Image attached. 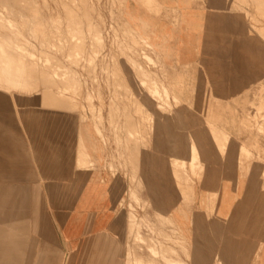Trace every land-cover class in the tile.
<instances>
[{
  "label": "rangeland",
  "instance_id": "1",
  "mask_svg": "<svg viewBox=\"0 0 264 264\" xmlns=\"http://www.w3.org/2000/svg\"><path fill=\"white\" fill-rule=\"evenodd\" d=\"M227 1L226 10L232 12L238 20L247 21L248 35L256 40L260 38L264 43V0ZM0 2V113L13 118L16 133H24L29 139L35 162L43 164V169L44 165L47 166L46 175L54 177V173L49 172L53 170L49 163L55 160L56 154H62L64 164L76 161L79 168L98 169L84 144L89 138L92 145L105 154L106 164L103 169L105 168L111 177L117 204L133 212L130 215L131 234L142 252H146L149 258L161 259L165 264H186L181 258L187 264H197V261L202 258L208 263L211 261H214V264L222 263L220 254L216 255V260L210 258L209 254H200L198 237L196 240L193 236H187V239L182 238L172 219L160 213L157 214L153 210L156 208L166 213L165 208L163 207V210L157 200L162 196L160 188L156 187V184L158 186L160 184L164 195L169 196L171 200L174 198L175 206H173L190 217L192 227L193 224L201 222H196L198 218H203L201 224L207 229L208 234L210 229L222 230L226 229L227 225L224 221L214 222L216 200L219 199L220 190L209 194L210 198H207L209 199L207 202L205 195L200 197L196 192L199 180L207 174V164L200 158L195 169L189 165L194 155L191 144L192 134L184 128L183 122L193 121L197 131L199 130L200 110L192 106L194 103H191L189 107L188 102L198 101L199 94L187 93L186 103L178 92L174 94V91H170L167 95L165 91V93L162 91L164 84L170 85L169 89L175 91L183 85L182 82L180 84L173 82L171 75L174 71L175 73L178 71L175 68L174 70L168 68L151 40L129 25L123 10L125 0H0ZM146 2L148 5L155 4L154 0H146ZM255 4L259 6H254ZM82 29L83 31L80 32ZM83 37L86 39H82ZM143 39L147 41V44ZM78 49L80 51H77ZM140 65L144 68L142 69ZM122 68H127L129 76L124 75ZM7 79L13 80H10L11 84ZM145 81L147 82L144 83ZM259 83L262 85L264 81ZM50 84L53 85L50 86ZM263 90L260 91L259 97L254 94L253 100L247 101L246 107L240 108V114L243 119L245 118L243 123L232 127V132L228 131L231 136L237 134V136L248 138L232 140L222 135L223 138L218 139V135L214 133L216 132L214 126L209 123L206 125L207 133L214 135L215 139L206 143L213 150V154L216 152L217 164L225 170L226 176L237 178L255 175L258 179L264 177V109L260 110L258 107L256 109L255 106L264 102ZM174 96H177L180 102L176 101ZM160 108L163 111L158 112ZM203 121L206 122L204 114ZM162 123L173 130V140L161 139L160 124ZM201 127L205 130L204 125ZM243 145L247 147V150L240 148ZM152 154H156L157 159L164 157L166 164H169L171 181L167 176L158 177L157 174L156 176L152 174L149 161ZM182 157H185L187 161L185 171L181 164L179 167L177 163ZM175 166H178L177 169ZM176 170L180 172L176 173ZM186 173L188 176H185ZM182 174L186 178L182 179L183 176H180ZM176 197H181L182 200L179 201ZM150 201L154 203L150 204ZM146 215L149 221L139 218V216L145 218ZM136 223L147 225L149 232L145 234L146 236L139 234L140 226ZM151 223H155L153 225L155 228L170 230V236L164 235L165 233L160 236L161 241L164 242L162 247L160 241L152 236L154 229ZM233 223V227L243 234L235 238L240 250L242 249L239 262L264 264V220L260 222L241 220ZM250 229L251 231L254 229V235ZM150 237L154 239L155 246ZM150 241L152 246L148 244ZM165 243L171 244L177 251L167 247ZM132 254H134L132 264H151L149 259L137 257L135 250Z\"/></svg>",
  "mask_w": 264,
  "mask_h": 264
},
{
  "label": "crops",
  "instance_id": "2",
  "mask_svg": "<svg viewBox=\"0 0 264 264\" xmlns=\"http://www.w3.org/2000/svg\"><path fill=\"white\" fill-rule=\"evenodd\" d=\"M154 1L148 5L146 0H125L124 15L132 28L151 40L168 68L178 71L171 76L173 82L183 83L175 91L184 93L183 101L187 103V93L199 94L198 101H188L189 107L194 103L192 106L200 110L199 130L195 122H183L207 162V174L199 180L196 192L200 197L205 195L207 202L208 194L220 190L214 222L227 225L222 230L210 229L208 234L201 224L203 218H198L196 222H201L192 227L190 217L174 207V198L165 196L160 184H156L162 193L158 204L168 213L153 210L172 219L182 238L198 237L200 254H209L215 260L220 254V264H241L242 249L235 238L243 234L233 222L264 220V177L226 176L217 164L216 152L213 154L206 143L215 140L206 125L214 126L218 139L221 135L232 140L248 138L231 136L228 131L243 123L240 108L264 89V83H259L264 81V43L248 35L247 21L238 20L226 10L227 0ZM127 71L123 69L125 76H129ZM165 87L169 89V85ZM160 126L161 139L173 140V130L163 123ZM84 144L98 169L79 168L76 161L64 164L62 154H56L49 163L54 177H48L47 166L43 169V164L35 162L29 139L24 133H16L13 118L0 113V264H64L67 258L68 264H128V253L134 250L137 257L144 256L151 264H165L149 258L135 244L130 227L133 212L116 202L111 177L103 169L105 154L89 138ZM155 155L149 159L152 174L167 176L171 181L169 164ZM139 218L149 221L148 215ZM155 223H151L152 236L163 242L160 236H170V230L155 228ZM251 232L254 235V229ZM197 264L214 261L208 263L202 258Z\"/></svg>",
  "mask_w": 264,
  "mask_h": 264
},
{
  "label": "bare ground",
  "instance_id": "3",
  "mask_svg": "<svg viewBox=\"0 0 264 264\" xmlns=\"http://www.w3.org/2000/svg\"><path fill=\"white\" fill-rule=\"evenodd\" d=\"M4 1H5V0H4ZM7 1H8V0H7ZM13 1H14V0H13ZM72 1H73V0H72ZM75 1H77V0H75ZM257 1L259 2L260 0H257ZM15 2H17V1H15ZM36 2H37V1H36ZM99 2H100V1H99ZM0 3H1V2H0ZM3 3H4V2H3ZM5 3H6V2H5ZM33 3H34V2H33ZM71 3H72V2H71ZM74 3H75V2H74ZM74 3H73V4H74ZM246 3H247V2H246ZM252 3H253V2H252ZM8 4H9V3H8ZM31 4H32V1H31ZM31 4H30V5H31ZM62 4H63V3H62ZM65 4H66V3H65ZM35 5H37V4H35ZM81 5H82V4H81ZM83 5H84V3H83ZM245 5H246V4H245ZM11 6H12V4H11ZM14 6H17V5H14ZM19 6H21V4H20ZM59 6H60V5H59ZM62 6H63V5H62ZM254 6H257V7H258L259 5H258V4H257V5L255 4ZM64 7H65V6H64ZM68 7H69V6H68ZM68 7H67V8H68ZM74 7H75V6H74ZM257 7H255V9H256ZM10 8H11V7H10ZM104 8H105V7H104ZM19 9H20V8H19ZM34 9H35V8H34ZM91 9H92V8H91ZM188 9H189V8H188ZM10 10H11V9H10ZM68 10H69V9H68ZM78 10H79V9H78ZM21 11H22V10H21ZM66 11H67V10H66ZM66 11H65V12H66ZM84 11H85V10H84ZM86 11H87V9H86ZM215 11H216V10H215ZM256 11H257V13H258V10H257V9H256ZM70 12H73V11H70ZM262 12H263V11L261 10V13H262ZM74 13H75V11H74ZM89 13H90V12H89ZM236 13H237V12H236ZM259 13H260V11H259ZM263 13H264V12H263ZM263 13H262V14H263ZM75 14H76V13H75ZM249 14H250V13H249ZM252 14H253V13H252ZM58 15H59V14H58ZM113 15H114V14H113ZM0 16H1V15H0ZM3 16H4V15H3ZM66 16H67V15H66ZM69 16H70V15H69ZM71 16H72V14H71ZM75 16H76V15H75ZM78 16H79V15H78ZM247 16H248V15H247ZM250 16H251V15H250ZM263 16H264V15H263ZM58 17H59V16H58ZM79 17H80V16H79ZM254 17H255V16H254ZM2 18H3V17H2ZM21 18H22V17H21ZM73 18H74V17H73ZM250 18H251V17H250ZM5 19H6V18H5ZM65 19H66V18H65ZM252 19H253V20H256L255 18H252ZM68 20H69V19H68ZM121 20H122V19H121ZM70 21H71V20H70ZM82 21H83V20H82ZM90 21H91V20H90ZM111 21H112V20H111ZM0 22H1V21H0ZM9 22H10V21H9ZM26 22H27V20H26ZM67 22H68V21H67ZM88 22H89V21H88ZM94 22H95V21H94ZM59 23H62V22H59ZM70 23L72 24V22H70ZM83 23H84V22H83ZM86 23H87V22H86ZM255 23H257V21H256ZM0 24H1V23H0ZM2 24H4V23H2ZM77 24H78V23H77ZM79 24H81V23H79ZM87 24H88V23H87ZM91 24H92V23H91ZM95 24H96V22H95ZM118 24H119V23H118ZM122 24H123V23H122ZM260 24H261V23H260ZM8 25H9V24H8ZM13 25H14V23H13ZM26 25H27V24H26ZM74 25H75V24H74ZM5 26H6V25H4V27H5ZM14 26H15V25H14ZM40 26H41V25H40ZM79 26H80V25H79ZM94 26H95V25H94ZM251 26L253 27V25H251ZM255 26H256V25H255ZM258 26H259V24H258ZM6 27H7V26H6ZM6 27H5V28H6ZM41 27H42V26H41ZM73 27H74V26H73ZM77 27H78V26H77ZM122 27H123V26H122ZM224 27H225V26H224ZM7 28H8V27H7ZM14 28H16V27H14ZM30 28H31V27H30ZM75 28H76V27H75ZM83 28H84V27H83ZM87 28H88V27H87ZM90 28H91V26H90ZM95 28H96V27H95ZM253 28H254V27H253ZM45 29H46V28H45ZM54 29H55V28H54ZM88 29H89V28H88ZM88 29H87V30H88ZM229 29H230V28H229ZM233 29H234V28H233ZM239 29H240V28H239ZM254 29H255V28H254ZM256 29H257V26H256ZM261 29H262V27H261ZM263 29H264V28H263ZM7 30H10V29H7ZM92 30H93V28H92ZM223 30H224V29H223ZM258 30H260V28H259ZM68 31H69V30H68ZM82 31H83V29H82L80 32H82ZM228 31H229V30H228ZM256 31H257V30H256ZM263 31H264V30H263ZM90 32H91V31H90ZM14 33H16V32H14ZM68 33H69V32H68ZM76 33H78L77 30H76ZM84 33H85V32H84ZM84 33H83V34H84ZM87 33L90 34L89 32H87ZM92 33H93V32H92ZM96 33H97V32H96ZM96 33H95V34H96ZM123 33H125V32H123ZM132 33H133V32H132ZM21 34H22V33H21ZM31 34H32V33H31ZM72 34H73V33H72ZM93 34H94V33H93ZM127 34H128V33H127ZM239 34H240V33H239ZM1 35H2V34H1ZM13 35H14V34H13ZM100 35H101V34H100ZM102 35H103V34H102ZM241 35H242V34H241ZM15 36H17V35H15ZM20 36H21V35H20ZM20 36H19V37H20ZM22 36H23V35H22ZM76 36H78V35H76ZM76 36H75V37H76ZM79 36H81V35H79ZM82 36H83V35H82ZM94 36H95V35H94ZM139 36H140V35H139ZM254 36H255V35H254ZM135 37H136V36H135ZM21 38H22V37H21ZM23 38H24V37H23ZM30 38H31V37H30ZM71 38H72V37H71ZM80 38H81V37H79V39H80ZM33 39H34V38H33ZM76 39H77V38H76ZM82 39H86V38L83 37ZM82 39H81V40H82ZM100 39H101V38H100ZM100 39H99V40H100ZM235 39H236V38H235ZM5 40H6V39H5ZM71 40H72V39H71ZM90 40H91V39H90ZM143 40H144V39H143ZM9 41H10V40H9ZM1 42H2V41H1ZM4 42H5V41H4ZM12 42H13V41H12ZM73 42H74V41H73ZM77 42H78V40H77ZM82 42H83V41H82ZM85 42H86V41H85ZM85 42H84V43H85ZM97 42H98V41H97ZM100 42H101V41H100ZM100 42H99V43H100ZM145 42H146V44H147V41L144 40V43H145ZM7 43H9V42H7ZM7 43H6V44H7ZM13 43H14V42H13ZM13 43H12V44H13ZM41 43H42V42H41ZM84 43H82V45H83ZM240 43H241V42H240ZM42 44H43V43H42ZM42 44H41V45H42ZM1 45H2V44H1ZM3 45H4V43H3ZM3 45H2V46H3ZM77 45H78V43H77ZM77 45H76V46H77ZM84 45H85V44H84ZM97 45H98V44H97ZM99 45H100V44H99ZM148 45H149V44H148ZM13 46H14V45H13ZM16 46H18V45H16ZM5 47L7 48L8 46H5ZM9 47H10V46H9ZM9 47H8V48H9ZM20 47H21V46H20ZM23 47H24V46H23ZM48 47H49V46H48ZM74 47H75V46H74ZM74 47H73V48H74ZM127 47H128V46H127ZM6 48H4V49H6ZM75 48H76V47H75ZM82 48H83V47H82ZM94 48H95V47H94ZM100 48H101V46H100ZM47 49H49V48H47ZM54 49H55V48H54ZM87 49H88V48H87ZM12 50H13V49H12ZM24 50H25V49H24ZM36 50H37V49H36ZM49 50H50V49H49ZM100 50H101V49H100ZM102 50H103V49H102ZM116 50H117V49H116ZM3 51H4V50H3ZM9 51H10V50H9ZM9 51H8V52H9ZM26 51H27V50H26ZM77 51H80V50L78 49ZM82 51H83V50L81 49V52H82ZM1 52H2V51H1ZM4 52H5V51H4ZM13 52H14V51H13ZM16 52H18V51H16ZM40 52H41V51H40ZM40 52H39V53H40ZM69 52H70V51H69ZM87 52H88V51H87ZM99 52H100V51H99ZM237 52H238V51H237ZM18 53H19V52H18ZM22 53H23V52H22ZM22 53H20V54H22ZM46 53H47V52H46ZM77 53H78V52H77ZM77 53H76V54H77ZM95 53H96V52H95ZM122 53H123V52H122ZM131 53H132V52H131ZM238 53H239V52H238ZM6 54H7V53H6ZM41 54H42V53H41ZM80 54H81V53H80ZM124 54H125V53H124ZM7 55H8V54H7ZM7 55H6V56H7ZM9 55H10V53H9ZM14 55H15V54H14ZM23 55H24V54H23ZM25 55H26V54H25ZM144 55H145V54H144ZM17 56H18V55H17ZM44 56H45V55H44ZM114 56H115V55H114ZM124 56H125V55H124ZM146 56H147V55H146ZM8 57H9V56H8ZM15 57H16V56H15ZM21 57H22V56H21ZM79 57H80V56H79ZM79 57H78V58H79ZM127 57H128V55H127ZM127 57H126V58H127ZM2 58H3V56H2ZM19 58H20V56H19ZM23 58H24V56H23ZM74 58H75V57H74ZM80 58H81V57H80ZM115 58H116V57H115ZM148 58H149V57H148ZM7 59H10V58H7ZM7 59H6V60H7ZM90 59H91V58H90ZM117 59H118V58H117ZM128 59H129V58H128ZM149 59H151V57H150ZM4 60H5V58H4ZM10 60H11V59H10ZM44 60H45V59H44ZM55 60H56V59H54V61H55ZM102 60H103V59H102ZM123 60H124V59H123ZM131 60H132V58H131ZM157 60H158V59H157ZM47 61H48V60H47ZM47 61H46V63L49 64ZM70 61H71V60H70ZM152 61H153V60H152ZM19 62H20V61H19ZM19 62H18V63H19ZM28 62H29V61H28ZM28 62H27V63H28ZM56 62H57V61H56ZM75 62H76V61H75ZM77 62H80V60H79V61L77 60ZM90 62H91V61H90ZM129 62H131V61H129ZM135 62H136V61H135ZM135 62H134V63H135ZM14 63H15V62H14ZM18 63H17V64H18ZM22 63H23V62H22ZM42 63H44V62H42ZM85 63H86V62H85ZM85 63H84V64H85ZM125 63H126V61H125ZM28 64H29V63H28ZM74 64H75V63H74ZM76 64H77V63H76ZM15 65H16V64H15ZM15 65H14V66H15ZM18 65H20V64H18ZM31 65H32V64H31ZM49 65H50V64H49ZM60 65H61V64H60ZM60 65H58V66H60ZM77 65H78V64H77ZM87 65H88V64H87ZM96 65H97V64H96ZM128 65H129V64H128ZM136 65H137V63H136ZM36 66H37V65H36ZM61 66L63 67V65H61ZM85 66H86V65H85ZM102 66H103V65H102ZM119 66H121V65H119ZM1 67H2V65H1ZM38 67H39V66H38ZM83 67H84V66H83ZM88 67H89V65H88ZM129 67H130V66H129ZM140 67H141V65H140ZM140 67H139V69H140ZM200 67H201V66H200ZM18 68H20V67H18ZM101 68H102V67H101ZM111 68H112V67H111ZM137 68H138V67H137ZM141 68L143 69L144 67H141ZM179 68H180V67H179ZM3 69H4V68H3ZM5 69H6V68H5ZM14 69H15V68H14ZM50 69H51V68H50ZM61 69H62V68H61ZM105 69H106V68H105ZM122 69H123V68H122ZM6 70H7V69H6ZM16 70H18V69H16ZM70 70H71V69H70ZM143 71H144V70H143ZM141 72H142V71H141ZM141 72H140V73H141ZM40 73H41V72H40ZM74 73H75V72H74ZM91 73H92V72H91ZM38 74H39V73H38ZM70 74H71V73H70ZM40 75H41V74H40ZM72 75H73V74H72ZM75 75H76V74H75ZM109 75H110V74H109ZM66 76H67V75H66ZM70 76H71V75H70ZM93 76H94V75H93ZM112 76H113V75H112ZM142 76H144V75H142ZM44 77H45V76H44ZM136 77H137V76H136ZM147 77H148V76H147ZM147 77H146V78H147ZM260 77H261V76H260ZM6 78H8V77H6ZM9 78H10V77H9ZM46 78H48L47 75H46ZM120 78H121V77H120ZM196 78H197V77H196ZM43 79H44V78H43ZM151 79H152V78H151ZM10 80H12V79H10ZM10 80L7 79L8 82H10ZM116 80H117V79H116ZM12 81H13V80H12ZM50 81H51V80H50ZM195 81H196V80H195ZM257 81H258V80H257ZM257 81H255V82H257ZM51 82H52V81H51ZM51 82H50V83H51ZM146 82H147V81H145L144 83H146ZM192 82H193V80H192ZM12 83H13V82H12ZM14 83H15V81H14ZM14 83H13V84H14ZM46 83H47V82H45V84H46ZM54 83H55V82H54ZM60 83H61V82H60ZM75 83H76V82H75ZM203 83H204V82H203ZM10 84H11V82H10ZM55 84H56V83H55ZM55 84H54V85H55ZM116 84H117V82H116ZM119 84H120V83H119ZM160 84H161V83H160ZM182 84H183V83H182ZM197 84H198V82H197ZM197 84H196V85H197ZM46 85H47V84H46ZM48 85H49V84H48ZM51 85H53V84H50V86H51ZM71 85H72V84H71ZM114 85H115V84H114ZM122 85H123V84H122ZM122 85H121V86H122ZM126 85H127V84H126ZM141 85L144 86L143 84H141ZM161 85H162V84H161ZM196 85H195V86L193 85V87L197 88ZM198 85H199V84H198ZM162 86H163V85H162ZM169 86H170V85H169ZM182 86H183V85H182ZM128 88H129V87H128ZM141 88H142V87H141ZM179 88H180V87H179ZM170 89H171V88H170ZM124 90H125V88H124ZM146 90H147V89H146ZM260 90L262 91V90H263V87H262ZM157 91H158V90H157ZM162 91H163V92L165 91V92L167 93V95H168V93H169V89H168L167 87H165V84H164V87H163ZM155 92H156V91H155ZM165 92H164V93H165ZM180 92H181V91H180ZM117 93H118V92H117ZM143 93H144V92H143ZM203 93H204V90H203ZM205 93H206V92H205ZM155 94H156V93H155ZM158 94H161V93L158 92ZM174 94H175V90H174ZM182 94H184V93H181V95H182ZM206 94H207V93H206ZM4 95H5V94H4ZM4 95H3V96H4ZM130 95H131V94H130ZM167 95H166V96H167ZM176 95H177V94H176ZM255 95H258V97L260 96L259 93H258V94L256 93ZM131 96H132V95H131ZM162 96H163V95H162ZM218 96H219V95H218ZM1 97H2V96H1ZM159 97H160V96H159ZM12 98H13V97H12ZM133 98H134V97H133ZM161 98H163V97H161ZM174 98L177 99L176 101L180 102V101H179L180 99H178L177 96H174ZM182 98H183V97H182ZM10 99H11V98H10ZM167 99H168V98H167ZM167 99H165V101H166ZM184 99H185V98H184ZM184 99H183V100H184ZM13 100H14V98H13ZM157 100H158V99H157ZM197 100H198V99H197ZM14 101H15V100H14ZM120 101H121V100H120ZM161 101H162V100H161ZM112 102H113V101H112ZM137 102H138V100H137ZM169 102H170V99H169ZM138 103H139V102H138ZM233 104H234V103H233ZM160 105H161V104H160ZM176 105H177V104H176ZM258 105H259V106H258ZM154 106H155V105H154ZM255 106H256V109H257V107H258L260 110H263V109H264V102H263L262 104H255ZM157 107H158V106H157ZM164 108H165V107H164ZM133 109H134V108H133ZM256 109H255V110H256ZM117 110H118V109H117ZM156 110H158V109H156ZM161 110H162V108H160V110H159L158 112H160ZM228 110H229V109H228ZM162 111H163V110H162ZM129 112H130V111H129ZM158 112H157V113H158ZM247 112H248V111H247ZM260 112H261V111H259V113H260ZM114 113H115V112H114ZM150 113H151V112H150ZM144 114H145V112H144ZM148 114H149V113H148ZM161 114L163 115V113H161ZM254 114H255V113H254ZM126 115H127V112H126ZM167 115H168V114H167ZM133 116H134V115H133ZM158 116H159V115H158ZM160 116H161V115H160ZM164 116H165V115H164ZM247 116H248V115H247ZM249 117H250V116H249ZM251 118H252V117H251ZM257 120L259 121V119H257ZM151 122H152V121H151ZM255 124H256V123H255ZM176 129H177V128H176ZM174 130H175V129H174ZM223 132H224V131H223ZM220 133H221V131H220ZM224 134H227V133H224ZM221 136H222V135H221ZM223 136H224V135H223ZM229 136H230V135H229ZM221 139H222V137H221ZM191 140H192L191 144H192V149H193V154H194V155H193V158L191 159V161L189 162V165H190V167H191L192 169H195L196 166H197V164H198V160L201 158V152H200V148H199V146H198V143L195 141V139L192 137ZM221 141H222V140H221ZM189 142H190V141H189ZM139 143H140V142H139ZM142 143H143V142H142ZM142 145H143V144H142ZM144 146H145V145H144ZM139 147H140V146H139ZM240 148H241L242 150H247V147L244 146V145L241 146ZM186 149H187V148H186ZM248 151H249V150H248ZM248 151H247V152H248ZM160 152H161V150H160ZM226 153H227V152H226ZM169 155H170V154H169ZM245 155H246V154H245ZM183 156H184V155H183ZM180 159H181V160H180L179 162L177 161V163H178V165L181 164L182 169H184V171H185V169L187 168V161H186V158H185V157H182V158H180ZM239 159H240V158H239ZM259 159H260V158H259ZM205 161H206V160H205ZM208 162H209V161H208ZM199 163H200V162H199ZM206 164H207V162H206ZM261 164H262V163H261ZM172 165H174V163H173ZM256 165H257V164H256ZM175 167H176V169H177L178 166H175ZM179 167H180V165H179ZM262 167H263V166H262ZM178 169H179V168H178ZM180 170H181V169H180ZM180 170H178V171L176 170V171H177L176 173L180 172ZM202 170H203V168H202ZM206 170H207V169H206ZM261 170H262V169H261ZM182 172H183V171H182ZM200 172H201V171H200ZM251 172H252V171H251ZM174 173H175V172H174ZM184 173H185V172H184ZM184 173H183V174H184ZM183 174L180 175V176H183ZM192 174H193V173H192ZM178 175H179V174H178ZM178 175H176V177H177ZM185 176H188V173H186ZM185 176H183L182 179H184ZM177 178H179V177H177ZM185 178H186V177H185ZM179 179H180V178H179ZM182 179H181V180H182ZM181 180H180V181H181ZM184 181H185V180H184ZM186 181H187V179H186ZM188 182H189V181H188ZM185 184H186V183H185ZM181 190H182V189H181ZM185 192H186V191H185ZM182 193H183V192H182ZM188 193H189V192H188ZM189 194H190V193H189ZM189 194H188V196L191 195V194H190V195H189ZM217 194L219 195V192H218ZM180 195H181V194H180ZM208 195H209V194H208ZM219 196H220V195H219ZM190 197H191V196H190ZM190 197H189V198H190ZM182 198H184V196H183ZM208 198H210V197H208ZM212 198H213V197H212ZM208 200H209V199H208ZM208 200H207V201H208ZM218 200H219V199H218ZM191 201H192V200H191ZM210 201H211V199H210ZM210 201H209V202H210ZM216 202H218V201L216 200ZM209 204H210V203H209ZM217 204H218V203H217ZM215 205H216V204H215ZM113 207H114V206H113ZM216 207H217V206H216ZM211 211H212V210H211ZM207 213H208V212H207ZM208 214H209V213H208ZM136 224L140 226V227L138 228V230H139V234H141L142 236H146L145 234H147V232H149V231H148L149 228L147 227V225H145L144 223H141V224H140V223H136ZM131 229H132V228H131ZM136 229H137V227H136ZM223 229H224V228H223ZM220 233H221V232H220ZM150 239L153 240V243L155 242L154 239H153L152 237H150ZM147 241H148V240H147ZM135 242H136V240H135ZM147 243H148V242H147ZM150 243H152V242L150 241L148 244H150ZM155 244H156V243H154V245H153V244H150V245H151V246H152V245L155 246ZM157 244H158V243H157ZM160 245H161V247H162L164 244H163L162 242H160ZM148 246H149V245H148ZM148 246H146V247L149 248ZM141 248H142V247H141ZM158 250H159V249H158ZM158 250H157V251H158ZM173 250H174V249H173ZM174 251H175V250H174ZM133 253H134V252H133ZM128 255H129L128 264H132V262H133V258H134V257H133L134 254H132V253L129 254V253H128ZM139 255H140V254H139ZM173 255H174V254H173ZM65 256H66V255H65ZM67 256H68V255H67ZM138 257H139V256H138ZM142 257L144 258V256H142ZM68 262H69V259L67 258V259L65 260V263H64V264H68ZM182 262H183V261H182ZM153 264H154V263H153Z\"/></svg>",
  "mask_w": 264,
  "mask_h": 264
}]
</instances>
